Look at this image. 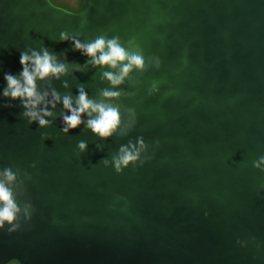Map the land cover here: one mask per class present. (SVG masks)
<instances>
[{"label": "water", "instance_id": "obj_1", "mask_svg": "<svg viewBox=\"0 0 264 264\" xmlns=\"http://www.w3.org/2000/svg\"><path fill=\"white\" fill-rule=\"evenodd\" d=\"M61 32L82 43L118 36L145 68L113 88L103 73L119 69L92 66ZM41 49L67 66L59 79L37 80L48 95L36 110L52 113L44 128L3 98L21 52ZM154 81L164 83L149 95ZM81 88L119 108L108 140L87 116L62 131L63 97L75 106ZM138 137L149 146L144 162L116 174L113 157ZM261 156L264 0H85L79 12L0 0V173L10 167L17 203L34 207L19 231L0 230V264H264V164L253 167Z\"/></svg>", "mask_w": 264, "mask_h": 264}, {"label": "clouds", "instance_id": "obj_2", "mask_svg": "<svg viewBox=\"0 0 264 264\" xmlns=\"http://www.w3.org/2000/svg\"><path fill=\"white\" fill-rule=\"evenodd\" d=\"M61 42H69L73 44L74 51H78L83 55L91 58V64L94 67H107L118 71H105L103 77L113 86L118 87L124 83L129 73L135 68L143 71L145 68L144 56L141 52H129L120 44L118 36L106 38L99 36L89 43H82L80 40L69 37L66 32L60 33ZM20 65L22 71L19 76L5 73L4 80L7 87L3 90V98L10 101H19L20 105L25 109L23 116L28 119L31 124L37 122L41 128L49 126V121L44 117H50L51 112L46 109L37 111L36 109L48 95H41L37 91V80L43 81L49 76L59 79L62 75L67 74V66L61 63L57 58L51 55L46 49L39 52L35 50L22 51L20 54ZM161 61L157 57L156 67L159 68ZM164 81H154L149 91V95L159 92L160 85ZM67 87V85H65ZM101 95L105 99L119 98L120 93L109 89H104ZM53 101L50 103L52 107H56V103L60 102L61 97L55 91L52 92ZM63 108L69 113L63 116L62 131L68 134L70 131L77 129L84 124L83 116H87L86 127L101 140H108L118 130L121 124V114L118 107L103 102H96L89 99L87 93L81 88L78 89V97L73 106V100L70 96H64L62 100ZM5 104L4 107H11ZM131 111L135 112L134 109ZM157 143H159L157 141ZM139 145V147H136ZM136 145L131 142L127 146H121L117 156L113 157L112 164L116 174H122L130 165L142 164V151L148 150L143 137H138ZM87 144L83 141L78 143L81 152L87 151ZM150 157H146L148 159ZM107 165L108 161H102ZM264 164V156L253 161V167L260 168ZM35 167V164L32 165ZM3 179H0V230H7L8 234H13L21 229L19 217L23 215L24 221H30L32 218L34 207L26 204L21 209L14 196L13 189L9 187L16 181V174L10 167L5 168L0 173ZM207 215V213H205Z\"/></svg>", "mask_w": 264, "mask_h": 264}, {"label": "flooded vegetation", "instance_id": "obj_3", "mask_svg": "<svg viewBox=\"0 0 264 264\" xmlns=\"http://www.w3.org/2000/svg\"><path fill=\"white\" fill-rule=\"evenodd\" d=\"M51 1V3L53 4V5H55V6H57V7H61V8H64V9H66V8H68V9H70V11H74V10H76V11H74V12H78V11H80V9L82 8V6H83V4L82 5H80L79 7H77L79 4H80V2H81V0H61L62 1V3H61V5H57L54 1H52V0H50ZM75 7H77V9L75 8ZM67 10V9H66ZM69 11V10H68ZM12 263V262H11ZM11 263H9V264H11Z\"/></svg>", "mask_w": 264, "mask_h": 264}, {"label": "rangeland", "instance_id": "obj_4", "mask_svg": "<svg viewBox=\"0 0 264 264\" xmlns=\"http://www.w3.org/2000/svg\"><path fill=\"white\" fill-rule=\"evenodd\" d=\"M52 1H54L57 5H61V3H62L61 0H52ZM84 1L85 0H81L80 4L77 7H79L80 5H82L84 3ZM77 7H75V8L77 9ZM66 9L70 11V9H68V8H66ZM74 11H76V10H74ZM74 11H71V12H74Z\"/></svg>", "mask_w": 264, "mask_h": 264}, {"label": "trees", "instance_id": "obj_5", "mask_svg": "<svg viewBox=\"0 0 264 264\" xmlns=\"http://www.w3.org/2000/svg\"><path fill=\"white\" fill-rule=\"evenodd\" d=\"M79 12V11H78ZM11 264H18L16 261H13Z\"/></svg>", "mask_w": 264, "mask_h": 264}]
</instances>
